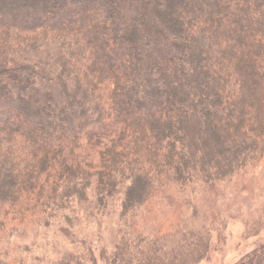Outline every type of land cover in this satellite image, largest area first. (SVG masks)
Returning a JSON list of instances; mask_svg holds the SVG:
<instances>
[{
  "label": "trees",
  "instance_id": "trees-1",
  "mask_svg": "<svg viewBox=\"0 0 264 264\" xmlns=\"http://www.w3.org/2000/svg\"><path fill=\"white\" fill-rule=\"evenodd\" d=\"M262 163L264 0H0V242L92 192L128 219L172 209L104 264H198L196 189ZM236 264H264V244Z\"/></svg>",
  "mask_w": 264,
  "mask_h": 264
},
{
  "label": "rangeland",
  "instance_id": "rangeland-1",
  "mask_svg": "<svg viewBox=\"0 0 264 264\" xmlns=\"http://www.w3.org/2000/svg\"><path fill=\"white\" fill-rule=\"evenodd\" d=\"M195 192L196 214L186 210V221L194 229L210 233L208 255L198 264H236L264 244V163L212 190L199 185ZM88 198L86 204L73 203L47 227L13 232L0 242V255L22 264H54L69 254L87 258L91 252L96 264H104L101 252H112L121 241L129 240L132 245L141 236L155 238L165 215L172 212L161 205L153 213L140 211L128 219L121 216L120 198L109 202L105 211L93 207L92 192Z\"/></svg>",
  "mask_w": 264,
  "mask_h": 264
}]
</instances>
